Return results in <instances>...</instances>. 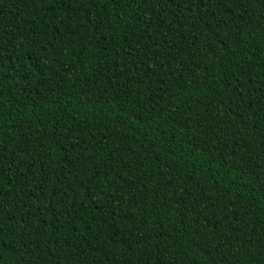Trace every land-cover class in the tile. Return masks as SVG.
Returning <instances> with one entry per match:
<instances>
[{"label": "trees", "instance_id": "1", "mask_svg": "<svg viewBox=\"0 0 264 264\" xmlns=\"http://www.w3.org/2000/svg\"><path fill=\"white\" fill-rule=\"evenodd\" d=\"M0 264H264V0H0Z\"/></svg>", "mask_w": 264, "mask_h": 264}]
</instances>
